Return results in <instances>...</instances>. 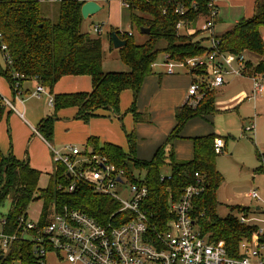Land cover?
<instances>
[{"label":"trees","instance_id":"16d2710c","mask_svg":"<svg viewBox=\"0 0 264 264\" xmlns=\"http://www.w3.org/2000/svg\"><path fill=\"white\" fill-rule=\"evenodd\" d=\"M126 1L130 23L137 25L139 29L148 28L149 32L144 34L140 31L145 36L140 43L132 40L131 32L121 36L116 32L121 39L126 40V44L118 48V53L128 70L105 71L102 67L101 38L81 30L83 18L80 8L84 0H0V45H5L9 58V63H0V76L7 79L12 94L14 83H18L21 88L25 82L39 83L51 95L54 112L61 108L76 107V118L88 121L96 115L98 109L110 110L121 119L120 94L130 89L133 101L129 110L134 121H138L135 100L143 79L153 73L152 64L158 54H168L173 61H185L203 56L208 48L200 39L195 38L197 33L187 35L176 30L175 25L179 20L187 22L196 17L192 12L187 16H180L175 12L178 3L188 6L190 0ZM53 3L56 8L55 19L48 16ZM262 27L264 0H254L250 17H243L215 34L222 52L234 55L249 53L260 57L255 63L245 61L242 75H260L264 78V59H261L264 55V40L260 32ZM107 40L112 48L111 33L107 34ZM160 41H163V46L157 45ZM189 72L196 76L193 81H198L197 76L202 75L201 97L196 107H191L186 102L176 108V124L150 160H139L133 156V131L125 134L128 152L112 143L104 142L100 145L97 137L90 136L82 153L105 156L110 163L122 168L129 178L143 172L144 182L148 187L143 207L151 213V219L156 225L163 226L171 217L169 197L176 199L184 187L200 183L203 190L193 200L192 217L203 234H207L212 241L223 240L229 253L237 256L240 241L251 237L256 232V226L240 223L232 213L225 217L216 213L219 203L217 190L222 183V176L215 166L213 142L215 137L221 136L211 133L194 137L192 159L177 161L174 158L173 140L186 121L215 111V91L206 85L204 67L198 66ZM15 73L18 77H14ZM65 75L90 76L91 91L54 93V85ZM23 93L24 90L22 95ZM10 112L2 103L0 95V121L4 114L8 115ZM55 119V115H48L36 127L46 141L52 138ZM167 146L168 150H165ZM257 156L261 164L254 171L264 173V153ZM164 166L169 167V173L162 178L161 170ZM40 174L26 160H19L11 151L3 153L0 149V209L6 203L9 204L6 213L1 215L2 233L16 235L7 250L0 247V264H14L15 261L20 264L39 263V257L34 254L33 242L22 237L23 228L20 224V218H27V207L36 199L43 200L38 226L48 222L51 209L57 212L65 205L79 209L99 222L106 220L117 208L109 196L93 191L86 184L78 183L70 193L57 189L58 184L66 185L70 182L60 163H55L51 183L43 190H39L37 186ZM231 209L244 215L250 210L247 206H233Z\"/></svg>","mask_w":264,"mask_h":264},{"label":"built area","instance_id":"2783aa9c","mask_svg":"<svg viewBox=\"0 0 264 264\" xmlns=\"http://www.w3.org/2000/svg\"><path fill=\"white\" fill-rule=\"evenodd\" d=\"M122 2L127 6L126 0ZM219 2L220 0H190L188 6L178 3L175 8L177 14L187 16L192 12L196 17L187 22L179 20L175 25L176 30L187 35L200 32L209 44L203 56L185 61H173L168 54H164L163 64L167 74L174 73L175 67L190 70L201 66L205 69L206 85L209 88L224 84V74L242 75L246 61L244 54L224 53L218 47L215 26ZM202 9L205 11H201ZM199 16L204 18L200 27H188ZM93 30L101 33L98 25ZM0 51L3 60L9 63L4 44L0 45ZM14 77H18V74L15 73ZM250 78V96L255 98L261 91L262 78L260 75ZM200 82L201 80L193 81L190 84V100L200 99ZM35 84L32 94L39 97L46 92V88L39 83ZM12 88V101L3 97L2 103L7 110L23 117V112L17 110L13 103L17 101L23 104L22 88L18 83H14ZM48 103L52 105L50 94ZM46 144L52 152L53 162L62 164L70 179L66 185L58 184L57 189L70 193L78 183L86 184L93 191L109 196L117 208L103 222L67 205L50 214L48 222L42 226H38L37 221L20 218L22 237L33 242L34 254L39 257L38 264H45V256L49 252L66 264H264V198L257 191H251L248 195L260 202L261 206L257 205L249 210L247 215H237L240 223L255 225L256 232L240 241L238 255L235 256L229 253L223 240L212 241L200 228H196L192 208L194 198L203 190L200 183L187 185L176 199L169 197L171 217L163 226L156 225L151 219V213L143 207L148 196L143 172L129 178L122 168L110 163L105 156L83 154L75 146H68V152L61 153L48 141ZM213 147L216 153L222 151L224 142L221 137H215ZM117 187L124 198L116 194ZM15 238L16 235L1 233L0 247L7 250Z\"/></svg>","mask_w":264,"mask_h":264},{"label":"rangeland","instance_id":"374dc122","mask_svg":"<svg viewBox=\"0 0 264 264\" xmlns=\"http://www.w3.org/2000/svg\"><path fill=\"white\" fill-rule=\"evenodd\" d=\"M220 1L218 7L220 20L217 22L215 29L217 33L224 31L227 27L235 24L243 17H248L253 13L254 0ZM99 3L101 6L100 10L82 19L81 30L82 32H87L92 36L101 38L103 70L126 71L128 67L119 58L118 49L109 47L107 34L114 31L115 33L118 32L119 36H121L131 32L133 34L132 40L136 43L142 42L145 36L140 32L137 25L130 23L129 10L126 5L123 4L122 0H100ZM48 16L52 19L56 18L54 3L53 6L49 8ZM203 20V16H199L189 27L199 28ZM95 25L100 26V34L93 30ZM260 32L264 39V27L260 29ZM163 44V41H160L157 45L163 46ZM208 44L209 42L207 40L203 42L204 46H208ZM163 57V53L158 54L155 64L153 65V72L155 71V73H158V71H163L165 69ZM254 57L255 58L246 54V58L250 59L253 63L256 61V58H260L256 55H254ZM261 59H264V55ZM0 63L2 65L5 63L1 51ZM176 68L179 67H175V69ZM184 71L185 70L181 69L178 70V73H183ZM201 76H197L198 81L202 80ZM224 77L225 83L213 89L215 91V101L219 102V107L226 108H219L216 110L217 112L209 121L196 117L183 129L184 135L214 132L221 136L224 141L222 151L215 154V166L222 176V183L217 190V200L219 203L216 207V213L220 217H225L229 213L238 215L236 210L231 209V207L236 205H247L251 209L255 208L257 205L261 206L260 202L252 199L248 195L251 191H257L261 198H264V173L254 171L255 167L261 164L257 154L264 153V78L261 79L260 93L253 98L250 96L252 91V79L249 76L228 73L224 74ZM34 88L35 87L32 88V91ZM0 95L3 101L4 98L12 101L8 81L3 76H0ZM21 97L23 98L22 100L25 107L24 115L26 120L31 121L34 119L37 122L40 118H44L47 115H54V110L48 103L47 92L41 93L39 97L36 95L25 96L24 94ZM198 100L199 99L194 101L191 99L188 105L196 107ZM13 103L17 108L21 109L22 105L15 101ZM148 104L151 108H156L157 106L167 104V102L163 97L154 96L150 98ZM64 110L65 109H62L60 111ZM9 115V122L6 121V114L0 121V139L6 150L9 146V149H11V151L13 149L14 152L15 146V151H19L21 155H23L27 149L28 152L30 149L32 153L42 154L44 151L43 146L47 144H38L36 143L37 141L24 138L22 128L14 123L15 120L13 117L15 113L10 112ZM56 115L60 117V119L57 120L55 124L57 128L54 127L53 139L48 142L51 143L54 149H60V147L63 146L65 148V146L69 144L84 149L86 140L82 138V132L76 127H73L76 121L72 120V116L69 114L64 116L62 112H56ZM144 117L147 119L149 114L145 112ZM11 123H13L15 137L11 133ZM122 124L123 126L119 121L118 126L124 136L123 132H125V126L123 121ZM35 126L34 124V128ZM55 135L56 142H54ZM46 148L50 150L48 146H46ZM13 154L16 156L15 153ZM22 158H20V160H23ZM53 170L52 168V170L40 171L41 174L37 185L39 190L46 189L49 186ZM161 173L162 175H167L169 173V167L164 166ZM115 192L118 196L124 198V194L118 187ZM42 204V199H36L29 204L26 210L27 221H38L42 210ZM8 207L9 204L6 203L5 206L0 209V234L2 233L1 215L6 213ZM53 212V209H51L49 215ZM196 228L199 230L198 225ZM14 264L20 263L15 261ZM45 264L66 263L58 261L55 254L49 252L45 256Z\"/></svg>","mask_w":264,"mask_h":264},{"label":"crops","instance_id":"0c3cea01","mask_svg":"<svg viewBox=\"0 0 264 264\" xmlns=\"http://www.w3.org/2000/svg\"><path fill=\"white\" fill-rule=\"evenodd\" d=\"M50 1H55V0H50ZM84 1H87V0H84ZM94 1L100 5L99 3L100 0H94ZM219 20L220 18H219V10H218V17L216 20V25ZM215 29H216V26H215ZM195 38L200 39L202 44L203 42L206 41V38L200 32H198ZM243 54L245 56L246 61L250 60L246 58V54H249V53H243ZM249 56H252L253 58H255L254 55L252 54H249ZM258 60L259 58H256L255 62H257ZM181 69L185 71L183 73H178V70H181ZM195 77L196 76L191 74L189 70L183 69V68H176L174 73L172 74H167L164 69L163 71L161 70L158 71V73H155L154 71L152 74L146 76L142 81L141 87L138 91V94L135 100V108H136V111L139 113V119L136 122L134 121L133 114L129 110L132 104V101H133V93L130 89L124 90L120 94L119 114L121 116V119L118 115H115L114 113H112V111L107 110V109H98L96 111V115L90 118L88 121H83L82 119L76 118L77 111H78L76 107L70 106L66 108H61L57 110L56 112H62L64 116H66L67 114L72 116V120L76 121V124H74L73 127H76L78 130L82 132V138L85 139L86 141L90 136H94L98 138L100 145L103 144L104 142L112 143V144H115L121 147L122 150H124V152H128V142H127L125 134L133 131L135 135V150H134L133 156L139 160H150L153 157L156 150L165 142L166 138L168 137V135L174 128L176 124V119H175L176 108L190 101V97L188 96V88L190 84L193 82ZM224 83H225V79H224ZM34 85H35V82L23 83L22 85V90H24L23 94L25 96L33 95L32 93L34 92V90L32 91V88L35 87ZM91 89H92V82H91L90 76L88 75H65L56 82L53 88V92L56 94L89 92L91 91ZM178 90H181V91H178ZM45 91L49 94L47 90ZM154 96L165 98L167 104L157 106L156 108H151L148 102L150 98H153ZM11 98H13L12 92H11ZM17 103L20 104L19 102ZM20 105H22L21 109L17 108L16 106L15 107L17 110L18 109L22 110L20 112H23V117H21L18 113L14 111H11V113L12 112L15 113L13 117L15 120L14 123L18 124L22 128V131H23L22 134L24 135V138H29V140L32 139V141H37L36 143L38 144L40 143L46 144V141L44 140V138L39 133L36 132V126L39 124L40 120L43 118H40L37 122L34 119L31 121L26 120L25 115H24L25 114L24 104H20ZM214 107H215V111L213 114L195 116L193 118H190L188 121H186L179 135L173 140L172 148H173V154H174L175 160L188 161L192 159L193 157V138L194 137L207 135L211 133L215 134L214 132H208L205 134L193 133V134H188V135H184L183 133V129L185 128V126L189 125V123L196 117L206 119L209 121L210 118L213 117V115L217 112L216 110L221 108L219 107V102L217 101L214 102ZM223 108H226V107H223ZM62 109H65V110L60 111ZM144 111L149 114V117L147 119L146 117H144V114H145ZM56 112H54L56 119L54 120V124H53V132H54V127L57 128V126L55 125L57 120L60 119V117H57ZM9 114L6 115L7 122H9V119H10ZM4 117H5V114H4ZM118 120L121 122L122 126H123L122 121L124 122V126H125L124 128L125 132H123L124 136L118 126L119 124ZM34 124L36 125L35 128H34ZM11 133L15 137L14 131H13V123H11ZM51 139H53V135ZM184 139H188V140H184ZM54 142H56V135L54 136ZM46 146H43L44 151L42 154L32 153L30 149L28 152V149H27V151H25V153L21 155L19 151H15V146H14V152H13V149L12 151L11 149H9V146L7 147V150H6L4 145L1 143V139H0V149L2 150L3 153H7L11 151L12 153H15L16 155L15 157L17 159L20 160V158L23 157L22 159L26 160L31 167L41 172L47 171L50 169L52 170V168L54 169L55 167V163L53 162L51 152L50 150L46 148ZM68 146H75V145L69 144V145H66L65 148L63 146V147H60V149H56V150L60 151L61 153H66L68 152ZM77 148L80 150V153H82L84 150L83 148L82 149H80L79 147ZM165 150H168V146L166 147ZM236 206L245 207L247 205L240 204ZM233 215L237 216L236 214H233Z\"/></svg>","mask_w":264,"mask_h":264},{"label":"water","instance_id":"95a60500","mask_svg":"<svg viewBox=\"0 0 264 264\" xmlns=\"http://www.w3.org/2000/svg\"><path fill=\"white\" fill-rule=\"evenodd\" d=\"M98 10H100V5L94 0L85 1L80 8L82 18H86ZM140 31L144 34L149 32L148 28L143 27L140 28ZM111 41L112 46L115 49H118L126 44V40L121 39L114 31L111 32Z\"/></svg>","mask_w":264,"mask_h":264}]
</instances>
